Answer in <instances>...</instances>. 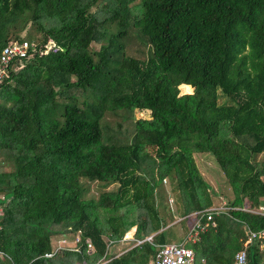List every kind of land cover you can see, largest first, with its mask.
I'll return each mask as SVG.
<instances>
[{"label": "trees", "instance_id": "1", "mask_svg": "<svg viewBox=\"0 0 264 264\" xmlns=\"http://www.w3.org/2000/svg\"><path fill=\"white\" fill-rule=\"evenodd\" d=\"M99 1L0 0V53L57 48L15 59L0 84V264H147L214 205L203 153L230 196L189 245L195 264L241 250L264 264V237L243 245L264 216L239 210L264 199V0ZM132 228L151 244L114 253ZM77 236L78 251L44 257Z\"/></svg>", "mask_w": 264, "mask_h": 264}, {"label": "built area", "instance_id": "2", "mask_svg": "<svg viewBox=\"0 0 264 264\" xmlns=\"http://www.w3.org/2000/svg\"><path fill=\"white\" fill-rule=\"evenodd\" d=\"M57 48L51 45L48 41L43 44H39L33 40H21V41H13L5 46L0 53V84L3 81L4 76L6 75L9 66L15 59L26 58L34 53H42L46 54L48 52H55ZM164 182V180H163ZM171 201V200H169ZM227 207H219L212 205L209 209L198 211L190 214L188 219L193 221L189 231L186 233L182 241L178 243H167L162 245H153L155 248V253L153 257L148 260L147 264H195V254L193 249L189 246L190 244H194L199 241L200 235L207 231L208 227L214 226L212 222V217L214 215L219 214V212L224 211ZM242 211L249 212L251 214L264 216V212L262 211L260 205L257 209H239ZM2 210L0 209V216ZM153 236H149L144 238L143 240H135L133 235L131 236L128 231L119 241L120 245L127 246L124 250H128L134 247H139L144 243L151 244V239ZM245 242L244 246H247L252 243V241L256 239H262L264 237V231L259 232H251L249 230H245ZM70 240L66 237H61L57 241L56 245L53 246V249L50 253L45 254V258L53 257L60 250H73L78 251L77 248L66 247ZM79 242V237L77 236L75 240L72 242L73 245ZM87 244V254H91L94 252L93 247L90 244V241H86ZM112 245V244H111ZM122 246V247H123ZM264 247V244L261 245L260 248ZM1 255V253H0ZM96 264H103L101 262ZM232 264H246V255L245 251L241 250L235 253Z\"/></svg>", "mask_w": 264, "mask_h": 264}, {"label": "rangeland", "instance_id": "3", "mask_svg": "<svg viewBox=\"0 0 264 264\" xmlns=\"http://www.w3.org/2000/svg\"><path fill=\"white\" fill-rule=\"evenodd\" d=\"M106 3H107V1L100 0L98 5L100 7L101 5L103 6ZM98 5L93 9V13H95V14L101 13L99 8H98ZM95 47H97V45H95ZM188 92H191V89L186 87L182 90L181 93H188ZM194 159H195V162L198 166L200 173L202 174L204 179L209 183L210 187L213 190H215V192L217 194V195L213 196L214 206L223 207L225 199H227V197L230 196V192H229L228 185L226 183V179L223 175V172H222L220 166L216 163L214 158L209 154H205V153L196 154V155H194ZM164 184L166 185V183H164ZM169 200H171V201H169ZM168 204L171 205L172 207L174 206L172 198L168 199ZM259 205H260L262 211L264 212V199L261 200ZM176 220H177L176 222L180 221L179 218H177ZM192 223H193V221L189 220L188 224L190 227H191ZM133 230H134V228H132L128 231V233H130L131 236L133 235ZM174 232H177V231H174ZM172 237L173 236H171V235H167L166 239H165L166 240L165 243L167 244V243H178L179 242L178 240H176L175 238L173 239ZM58 240H59L58 237L52 238L51 244L53 246H55ZM66 245H67L66 247H68V248L73 247V244L71 241H69V243ZM122 246L123 245L119 244V245L115 246L112 249V251L114 253H121L125 248H127V246H123V247Z\"/></svg>", "mask_w": 264, "mask_h": 264}]
</instances>
